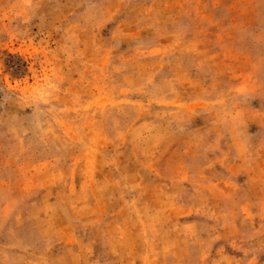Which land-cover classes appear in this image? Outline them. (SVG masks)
Listing matches in <instances>:
<instances>
[{
	"label": "rangeland",
	"instance_id": "rangeland-1",
	"mask_svg": "<svg viewBox=\"0 0 264 264\" xmlns=\"http://www.w3.org/2000/svg\"><path fill=\"white\" fill-rule=\"evenodd\" d=\"M0 264H264V0H0Z\"/></svg>",
	"mask_w": 264,
	"mask_h": 264
}]
</instances>
